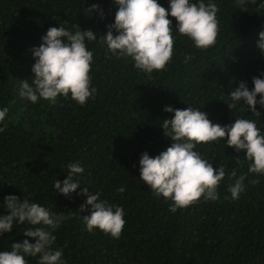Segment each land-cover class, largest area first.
I'll return each instance as SVG.
<instances>
[{
  "label": "trees",
  "instance_id": "1",
  "mask_svg": "<svg viewBox=\"0 0 264 264\" xmlns=\"http://www.w3.org/2000/svg\"><path fill=\"white\" fill-rule=\"evenodd\" d=\"M157 2L169 9L170 0ZM211 2L219 9L215 45L196 48L169 15L172 59L164 70L147 74L131 57L114 55L103 43L119 7L114 0H0V109H9L0 123L7 126L0 132V215L10 212L4 197L15 195L70 216L51 230L52 249L62 250L64 264H264V173L248 172L246 150L237 153L227 138L197 144L194 151L215 168L225 166L219 198L201 197L175 213L169 211L173 201L154 194L139 177L141 154L155 157L174 142L162 128L164 119L174 117L166 106L199 108L222 126L236 118L253 120L264 135V107L256 105L258 116L243 100L232 109L227 104L241 81L251 90L254 76L264 78V54L257 46L264 31V0H247V11L236 0ZM93 4L99 7L92 11ZM59 26L73 32L91 29L97 36L85 41L93 53L90 76L96 91L83 105L71 94L58 96L55 104L19 95L21 80L31 83L33 48L50 27ZM188 54L193 58L185 62ZM69 163H79L84 172L74 176L76 191L65 196L54 184L66 179ZM233 169L237 177L230 178ZM240 175H245V189L233 199L229 185ZM121 187L123 193L117 191ZM96 192L124 209L119 239L86 228L83 216L92 207L87 196ZM38 226L14 220L12 230L0 234V251H11L13 242L24 239L34 243L23 232ZM25 259L39 264L40 257Z\"/></svg>",
  "mask_w": 264,
  "mask_h": 264
},
{
  "label": "clouds",
  "instance_id": "2",
  "mask_svg": "<svg viewBox=\"0 0 264 264\" xmlns=\"http://www.w3.org/2000/svg\"><path fill=\"white\" fill-rule=\"evenodd\" d=\"M119 6L113 24L108 25V31L103 36V43L108 51L118 56L131 57L137 69L147 74L162 71L171 61L175 44L173 22L175 29L181 35L194 41L195 47L207 49L215 45L219 33L217 5L213 2L205 4L190 3V0H170L166 9L157 0H114ZM247 0H236L237 6L246 10ZM99 6L93 4L91 10ZM101 17L103 12L101 10ZM116 30V35L113 34ZM97 39L93 30H82L80 27L73 32L63 26L50 27L46 35L41 37L42 43L33 48L36 58L32 66L31 83L21 80L19 95L35 103L39 98L55 104L58 96L71 98L83 105L96 89L91 87V63L93 53L88 50L85 41ZM257 46L264 54V31L259 33ZM193 57H184L188 62ZM264 76V73L261 74ZM254 88L251 90L246 81H241L234 91L230 92L233 103H227L230 109L236 107V102L243 100L251 113L260 116L256 105L264 107V78H252ZM259 94L260 99L257 100ZM9 109H0V123L5 120ZM164 111L174 112V117L164 119L162 128L164 135L174 142L165 151L152 157L147 151L141 154L140 179L151 187L154 194L171 199L173 204L169 211L186 208L200 200H217V189L225 178V166L215 168L212 163L194 151L197 144L210 143L220 139L225 140L229 147H234L239 153L246 150L245 158L251 161L248 172L264 173V135L253 120L236 118L230 125L213 123L205 112L199 108L188 107L173 109L166 106ZM7 126L0 127L3 132ZM67 177L63 181L56 180L54 187L57 192L68 196L79 187V181L74 179L76 174L84 172L79 163L67 165ZM230 178L237 177L236 170L229 174ZM245 175H240L229 185L233 199H238L244 191ZM257 181H252L256 183ZM87 194V188L83 190ZM117 191L123 193L124 187ZM87 205H91V214L83 216L88 231L98 228L119 239L125 225L124 209L114 206L107 200L100 199V193L87 196ZM4 205L10 210L8 215H0V234L10 232L13 221L27 222L37 226L26 229L23 234L32 237L35 242L24 239L13 242L11 251H0V264H28L25 256L39 255V264H64L62 250L52 249L56 237L53 229L59 227L62 221L70 216L63 213H53L39 203L30 202L28 198L22 201L15 195L4 197ZM85 205H81V210ZM47 226V227H44Z\"/></svg>",
  "mask_w": 264,
  "mask_h": 264
}]
</instances>
